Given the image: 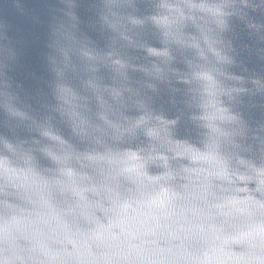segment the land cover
I'll return each mask as SVG.
<instances>
[{
	"label": "water",
	"instance_id": "water-1",
	"mask_svg": "<svg viewBox=\"0 0 264 264\" xmlns=\"http://www.w3.org/2000/svg\"><path fill=\"white\" fill-rule=\"evenodd\" d=\"M0 264H264V0H0Z\"/></svg>",
	"mask_w": 264,
	"mask_h": 264
}]
</instances>
